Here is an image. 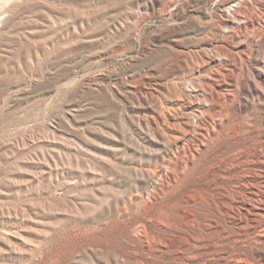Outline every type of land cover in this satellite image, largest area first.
<instances>
[{
  "label": "rangeland",
  "instance_id": "1",
  "mask_svg": "<svg viewBox=\"0 0 264 264\" xmlns=\"http://www.w3.org/2000/svg\"><path fill=\"white\" fill-rule=\"evenodd\" d=\"M238 1L0 0V264L155 262L143 245L164 229L142 219L163 208L181 216L193 172L162 186L181 145L168 142L166 125L189 118L210 70L182 65L202 51L216 57V26L244 9ZM261 25L253 73L264 67ZM175 82L192 104L176 99ZM241 114L264 132L262 95ZM233 172L223 165L210 177ZM254 245L244 249L264 264V244Z\"/></svg>",
  "mask_w": 264,
  "mask_h": 264
},
{
  "label": "bare ground",
  "instance_id": "2",
  "mask_svg": "<svg viewBox=\"0 0 264 264\" xmlns=\"http://www.w3.org/2000/svg\"><path fill=\"white\" fill-rule=\"evenodd\" d=\"M239 1L244 9L229 6L232 12L223 13L224 21L216 26L213 37L216 57H207L202 51L194 64L183 60L186 71L202 67L210 70L201 74L206 81L199 78L194 94L190 95L200 99L189 108V118L181 117L183 120L167 124V132L164 130L169 143L181 145L174 164L165 168L166 181L162 186L176 182L191 164V179L205 181L207 188L194 187L190 178L185 179L181 216L163 208L142 219L143 227L154 222L164 231H151L147 244L143 245L149 253L146 259L155 262L138 260L135 264L260 263V259L251 258L244 248L264 244V141L261 140L264 132L254 118L241 113L257 96L264 97V67L253 73L250 66L252 46L259 36L255 32H261L264 22V0H259L260 8L255 16L249 12L254 0ZM179 86L178 82L173 84L176 99L192 104ZM240 116L242 121H238ZM249 133L254 137L236 141ZM201 151L203 161L195 165ZM223 165L235 172L224 176L223 170L210 177ZM219 180H227L231 188L224 182L218 184ZM211 184L215 185L213 189L209 188ZM213 190L223 192L222 201H218ZM159 191L161 187L156 195ZM154 199L155 196L149 198L143 207ZM195 206H199V211L194 210ZM212 229L215 232L209 233ZM165 256L172 259L166 261Z\"/></svg>",
  "mask_w": 264,
  "mask_h": 264
}]
</instances>
